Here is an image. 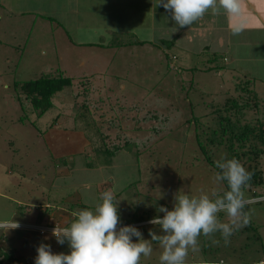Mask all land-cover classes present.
I'll return each instance as SVG.
<instances>
[{"label":"rangeland","instance_id":"rangeland-1","mask_svg":"<svg viewBox=\"0 0 264 264\" xmlns=\"http://www.w3.org/2000/svg\"><path fill=\"white\" fill-rule=\"evenodd\" d=\"M95 2L100 10L102 4ZM31 3L0 0L1 250H13L22 264H35L41 244L53 253H69L67 241L61 245L51 231L42 234L40 229L45 223L70 226L78 211L94 210L106 190L115 194L118 228L135 226L148 240L150 230L163 234L149 221L163 217L161 205L173 208L177 192L191 196L226 190L225 181L214 180L217 171L196 137L214 160L227 154L225 146L209 143L208 135L217 126V109L225 114L228 98L249 103L242 110L243 122L264 120V63L240 58L252 76L240 68L233 71L231 59L223 60L220 41L204 48L210 33L199 40L184 30L174 41L134 43L152 27L158 29L150 10L135 22L143 14L140 6L102 5L101 11L122 13L123 21H101L87 29L83 23L71 26L75 16L69 7L50 14L54 20L17 12L18 4ZM1 4H13L15 11L10 14ZM85 6L80 2L83 22ZM212 65L218 69L208 70ZM45 76L72 82L54 94L53 106L40 115L42 102L32 103L14 84ZM252 89L257 98H251ZM258 165L264 180V153ZM243 191L248 223L235 228L227 244L220 232L212 238L219 243L201 235L185 264H264V181ZM253 191L263 196L252 198ZM218 217L227 222L225 213ZM151 244L152 254L142 256L140 264H160L159 242Z\"/></svg>","mask_w":264,"mask_h":264},{"label":"clouds","instance_id":"clouds-1","mask_svg":"<svg viewBox=\"0 0 264 264\" xmlns=\"http://www.w3.org/2000/svg\"><path fill=\"white\" fill-rule=\"evenodd\" d=\"M171 13L179 27L192 25L203 18L209 9L214 15L223 9L229 14H238L239 0H157ZM177 30V29H176ZM237 32L239 29L236 30ZM219 169L214 176L216 182L227 181V190H203L199 195H175L171 210L161 205L163 217H154L149 223L159 225L163 234L149 231L150 240L143 239L141 232L132 225L118 228L120 217L115 194L106 190L100 194V202L93 209L78 211L70 226L52 229V235L61 245L68 242L70 252L53 253L49 245L37 248L35 264H140L141 257H149L153 248L151 241H158L162 249L160 264H185L189 250L198 249V238L203 235L212 240L220 232L225 243L235 228L247 224L249 216L244 212L247 199L243 191L251 180L252 173L236 158H221L215 161ZM225 213L227 222L218 214ZM13 227H18L15 224ZM132 237H136L134 242Z\"/></svg>","mask_w":264,"mask_h":264},{"label":"crops","instance_id":"crops-1","mask_svg":"<svg viewBox=\"0 0 264 264\" xmlns=\"http://www.w3.org/2000/svg\"><path fill=\"white\" fill-rule=\"evenodd\" d=\"M22 1V0H16ZM23 1H31V4H18L20 8L17 12L24 13L28 11V13H37L42 17L48 19V17L52 18L50 14H60L58 13L60 10H64V8L69 7L71 16H75L71 18V26L83 23V27H89L90 25L98 24L99 22L108 21L114 22L119 21L120 23L123 21V17H121L122 13H118L115 11H101L102 5L105 7H109L108 4H123V6H140L142 8L143 14L140 16H136L137 21L142 19L147 13V10L151 12V20L157 21V23H153L158 29L153 27L149 29L147 32V37L142 38L139 37L135 39L136 41H145L150 44H156L160 42H166L167 40H173L176 38V34L179 31L185 32L190 37H195L196 39L204 38V35L211 34V37L205 39V43H203L204 48L209 49L210 46L215 45L214 41H220V45H218L219 49H222L226 55H224L223 60L229 61L231 59L232 65H228L232 67L233 71H239L245 73L248 76H252L254 71H250V67H241L240 58L248 59L249 62H261L264 63V0H239L240 11L238 14H229L226 13L223 9L220 10V13L214 15L212 10L209 9L207 13L203 16V18L195 21L190 26L179 27L176 22L172 19L171 13L163 8L162 5L157 4V0H145L144 4L140 3V0H98L101 5L100 10H98L95 6V0H23ZM80 2L87 10L83 11V20L80 19ZM65 4H68L65 6ZM70 4V5H69ZM8 13L13 14L15 10H13V4H1ZM110 8V7H109ZM114 8V7H113ZM32 9V11H30ZM91 9V10H90ZM21 10V11H20ZM134 11V9H130ZM98 11V13L96 12ZM76 13V15H75ZM124 15L129 13L128 10L123 9ZM62 18H64L63 15ZM57 17V16H55ZM58 18V17H57ZM54 20V17L52 18ZM107 22V23H108ZM131 22H127L129 24ZM60 24V23H59ZM61 24H64L61 22ZM113 24V23H112ZM117 24V23H116ZM145 23H139V26H144ZM77 25V26H78ZM139 27V28H140ZM89 29V28H87ZM177 29V30H176ZM239 29L237 32L236 30ZM141 30V29H137ZM158 31V32H157ZM76 33L79 35L78 29H76ZM196 35V36H195ZM77 37V35H76ZM79 44H82V41H78ZM211 42V44L209 43ZM140 44V43H137ZM141 45V44H140ZM215 48V46H214ZM217 48V47H216ZM246 49L240 55V49ZM214 58V57H213ZM213 66V65H212ZM251 78V77H250ZM67 87V86H66ZM63 90V89H62ZM61 90V91H62ZM60 91V92H61ZM59 91L57 93H60ZM56 94V93H55ZM54 97V95H53ZM52 97V99H53ZM53 101V100H52ZM53 103V102H52ZM55 105V104H54ZM52 129V128H51ZM47 205V204H46ZM59 209L60 211H64V206ZM66 208V207H65ZM71 209V207L69 208ZM80 209V208H79ZM63 213V212H62ZM67 212L61 215H67ZM45 226H52L44 224ZM46 234V233H45Z\"/></svg>","mask_w":264,"mask_h":264},{"label":"trees","instance_id":"trees-1","mask_svg":"<svg viewBox=\"0 0 264 264\" xmlns=\"http://www.w3.org/2000/svg\"><path fill=\"white\" fill-rule=\"evenodd\" d=\"M134 43L143 44L145 41H136ZM221 67V66H219ZM218 69V66H210L208 70ZM71 79L68 77H51L45 76L37 79H29L24 81H15V87H19L23 94H26L28 98L32 99V103L42 102V108L39 112L43 115L49 108L53 106L52 97L58 91H61L64 87L71 85ZM246 83H250L251 79H246ZM247 89V85L242 87ZM251 98L256 97V90H249ZM254 106H258V102L254 101ZM249 106L248 102L240 104L238 100L228 98L225 102L224 111L225 114L221 113V109H217L219 113L217 117V126L213 128L212 132L208 135V142L217 145L225 146L227 154L223 157L226 159L236 158L239 160L246 170L252 173L251 180L245 187H256L262 184L263 174L258 165L260 156L264 153V120L258 119L257 124H251L249 122H243L240 118L243 116L242 110ZM39 108V107H38ZM233 112V117L229 114ZM196 137L197 143L201 150L206 154V160L209 164L215 168L218 172L219 169L216 167L213 156L210 150L207 149L205 143L199 137ZM117 149V148H115ZM115 149L113 151H115ZM112 151V152H113ZM107 152V151H106ZM227 187V181H225ZM244 187V188H245ZM227 190V188H226ZM252 198L261 197L263 195L253 191L250 195ZM139 220L137 222H142ZM0 264H22L19 259L15 256L12 251H4L0 248Z\"/></svg>","mask_w":264,"mask_h":264},{"label":"built area","instance_id":"built-area-1","mask_svg":"<svg viewBox=\"0 0 264 264\" xmlns=\"http://www.w3.org/2000/svg\"><path fill=\"white\" fill-rule=\"evenodd\" d=\"M45 226V225H44ZM54 227H52V226H45V227H43V228H41L40 229V232L42 233V234H45V233H49L50 231L52 232V229H53ZM47 229V230H46ZM49 230V231H48ZM50 232V233H51ZM51 235H52V233H51Z\"/></svg>","mask_w":264,"mask_h":264}]
</instances>
